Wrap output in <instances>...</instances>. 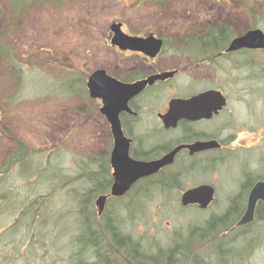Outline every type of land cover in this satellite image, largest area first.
Here are the masks:
<instances>
[{
    "label": "rangeland",
    "instance_id": "obj_1",
    "mask_svg": "<svg viewBox=\"0 0 264 264\" xmlns=\"http://www.w3.org/2000/svg\"><path fill=\"white\" fill-rule=\"evenodd\" d=\"M187 1L33 0L13 13L9 0H0V53H3L0 55V167L5 166L17 142L25 145L29 158L21 169L12 168L9 177L0 174V264H72L70 258H76L73 264H94L93 253L100 256L104 251L91 249L77 256L76 241L83 221L79 211L84 205L88 215L94 214V219L86 218L90 231L109 220L119 236L140 248L143 255L158 259L163 254L159 256L163 258L158 259L159 264H167V254L174 248L170 264H264V221H255L246 232L234 231L224 238L219 227L213 228L212 233L204 231L210 216L225 213L229 207L226 198L245 176L260 174L253 167L261 164L255 158L261 155L264 144L261 141L264 76L261 78V74H254L255 79L246 83L249 95L241 92L240 83L235 93L229 95L233 125L223 135L235 131L237 141L231 148L237 150L236 145L241 144L242 150L233 160L224 161L215 175L204 174L205 183H213L220 196L207 211L181 209L178 201L184 185L180 190L172 189L165 181L161 184L164 188L152 186L155 183L145 189L137 190L136 186L121 201L108 202L100 218L94 206L98 194L86 204L78 201L90 188V182L87 183L93 176L87 165L90 153L103 152L104 146L101 125L91 118L86 124L77 116L80 109L88 107L80 81H85L89 74H73L72 70L78 66L88 73L106 67L107 58L114 61L113 52H107L108 26L114 22L123 24L125 32L133 36L166 37L170 29L181 36L186 26ZM192 1L189 6L193 23L206 1ZM245 1L233 0L229 5L238 10L232 13L224 8L227 6L218 4L215 15L223 18L230 14L229 19L239 32L250 23L242 9ZM262 3L264 0L252 4L260 18ZM257 22L264 32V21ZM1 56L10 58L13 67ZM154 65L156 69L166 70L180 66L181 62L163 50ZM263 70L264 52L255 58L251 71ZM115 75L126 78L124 74ZM237 76L240 79L246 75ZM176 86L182 87V81ZM161 102L162 98L158 105ZM144 119L149 122L153 117L144 115ZM97 131L99 137L94 136ZM255 144L258 146L250 149ZM245 147L248 149L242 152ZM246 155L252 156L248 162ZM92 179L100 180L96 176ZM40 199H44L43 204ZM19 219L20 223L15 225ZM227 248H232L234 253L223 254L220 260L218 253ZM106 250L108 258L114 260V250Z\"/></svg>",
    "mask_w": 264,
    "mask_h": 264
},
{
    "label": "flooded vegetation",
    "instance_id": "obj_2",
    "mask_svg": "<svg viewBox=\"0 0 264 264\" xmlns=\"http://www.w3.org/2000/svg\"><path fill=\"white\" fill-rule=\"evenodd\" d=\"M205 1L206 6L193 23L192 7L189 6L193 1H187L184 12L186 26H183L181 36H179L178 32H175L176 30L171 29L167 31L166 37H161L158 34L133 36L125 32L123 24L119 22L111 23L108 26L109 45L107 52H113L114 61L112 62L107 58L106 67H97L88 73L87 70L86 72L79 70L78 66L72 70L73 74H89L88 77L95 71H103L107 76L121 83H145L142 91L128 102V112L122 111L118 114L123 137L129 141L128 157L130 159L137 162L158 161L175 149L181 148L174 154L168 166L151 177L137 181L123 197H107L105 206L108 202L121 201L136 186L137 190L145 189L151 187L154 183L152 186L163 185L164 181V184L171 186L172 189L180 190V187L184 185L178 201L180 208L183 210L194 208L198 212H205L218 202L220 198L217 187L213 183H205L204 174L211 173L215 175L221 166L224 165V161L235 158L238 151L242 150L241 144L236 145L237 150L231 148V145L237 141V133L235 131L223 135V133L232 130L229 127L233 125L232 118L234 113L230 109L229 95L235 93V87H237L238 83L243 87L241 92L249 95L250 89L245 88L248 85L246 83L255 79L254 74H261V78L264 76V70L257 73L251 71L255 58L258 59L261 56L264 52V47L259 48L257 46L258 42H252L251 47H243L236 50H230V47L236 39L253 31H260L264 42V32L259 28V22H257L258 20L264 21V4L262 3L260 8L262 16L260 18L258 12H254L252 6L257 0H246L244 2L242 9L250 23H247L241 31L237 32L229 19L230 14L226 13V17L223 18L215 15L218 10V4L227 6L224 8H228L227 11L229 13L238 10L237 7H230L229 4H232L233 0ZM113 24H120V31L129 37L140 39L153 37L158 39L161 41L159 54L155 58L150 59L142 53L121 51L116 46H112L111 40L114 33L111 27ZM163 50L167 52L170 58L179 60L181 65L166 70L156 69L154 63ZM85 65L86 62L83 66ZM164 72H173V74L164 79L150 82L151 78ZM222 72H225V74ZM119 73L124 74L126 78L116 77L115 74ZM240 73H244L246 76L238 79L237 75ZM222 74L225 76L224 81L221 78ZM88 77L85 81H80L88 101V107L80 109V113L77 116L85 120L86 124L89 122L88 118H91L94 123L101 125L103 152L90 153L87 165L90 166V174L104 176L100 180H96L97 184L102 185L105 189V193L98 195V197L108 196L112 185L110 154L113 148V139L108 119L102 112L101 101L92 99L89 96L86 88ZM179 81H182V87L176 86ZM203 95L206 96L201 102L188 105L186 110L187 118L179 119L174 126L165 127L161 117L168 113L171 102L176 100L190 102ZM161 98L162 102L158 105ZM220 102L223 105H220ZM144 115L152 116L153 119L148 122L144 119ZM138 130H140V134H138ZM159 135L164 138L162 140L159 139ZM94 136L99 137L98 131ZM156 138L160 141L158 142ZM263 140L264 137H262L261 141ZM199 144H209V146L201 149L202 147ZM256 146L258 145L255 144L250 149H254ZM246 149L248 147H245L242 152H246ZM261 151V155L255 158L261 164L253 168L258 171L256 173H260L259 175H264V144ZM247 152L253 153V150H248ZM246 156L248 158L243 157H245L247 162L252 159L251 155ZM247 175L239 187H236L234 192L226 198L225 203L229 207L225 213L221 216L212 215L208 220L218 219L221 221L224 219V222L228 223L227 229L219 232L223 234L222 237L232 232L234 233V231L244 233L255 221H264V204L257 202L253 222L244 226H237L244 214L251 190L256 183H264V177L262 176H253L250 173ZM195 177H198L199 180H196ZM101 181L104 184H101ZM200 186H209L213 191L211 201L207 207L200 209L197 204L182 207L180 205L181 196L185 192ZM174 250L175 248L171 249L170 253L174 252ZM243 250L245 249L243 248ZM233 251L232 248H227V250L218 254L219 257L228 256L233 254Z\"/></svg>",
    "mask_w": 264,
    "mask_h": 264
},
{
    "label": "water",
    "instance_id": "obj_3",
    "mask_svg": "<svg viewBox=\"0 0 264 264\" xmlns=\"http://www.w3.org/2000/svg\"><path fill=\"white\" fill-rule=\"evenodd\" d=\"M114 36L111 45L116 46L121 51L139 52L144 56L153 59L161 49V41L153 37L140 39L129 37L120 31V24H113L111 27ZM252 42H258V47H264L263 35L260 31L247 33L245 36L236 39L230 50L251 47ZM150 79L153 82L157 79H164L171 76L173 72L160 73ZM145 83H121L107 76L103 71H95L86 82V88L92 99H98L102 103V112L108 119L111 136L113 139V148L110 154V166L112 169V185L108 196H99L94 202L96 214L100 217L104 211L107 197L121 198L128 193L131 187L139 180L151 177L161 169L168 166L174 154L181 148L175 149L169 155L158 161L137 162L128 157L129 141L123 137L120 129L118 114L122 111L128 112V102L137 96L144 88ZM206 95L193 99L190 102L173 101L169 105L168 113L161 117L165 127L174 126L182 118H187L186 110L188 105L201 102ZM223 102V99H222ZM220 102V105H223ZM218 104V105H219ZM201 149L209 144L200 145ZM212 189L209 186H200L193 190L185 192L180 199V205L187 207L197 204L200 209H205L212 198ZM257 202L264 204V183L258 182L251 190L248 202L243 216L237 223V226H244L253 222L255 205Z\"/></svg>",
    "mask_w": 264,
    "mask_h": 264
},
{
    "label": "trees",
    "instance_id": "obj_4",
    "mask_svg": "<svg viewBox=\"0 0 264 264\" xmlns=\"http://www.w3.org/2000/svg\"><path fill=\"white\" fill-rule=\"evenodd\" d=\"M32 1L33 0H9L10 11L16 13L20 8H24L30 5ZM0 55H3V53L1 52ZM1 57H3L9 63L10 67H13L10 58H6L7 56H1ZM28 160L29 158H28L27 148L21 142H17V147L11 151L5 166L2 168L0 167V174L9 177V172L12 170V168H14L15 166H19V168L21 169L22 165H24V163L27 162ZM35 176L37 177V175ZM93 176L91 177V179L88 178L89 181H87V183L90 182V188L85 190L81 198L78 199V201L81 204H86V202L96 194L100 195L105 193L104 187L102 185L100 186L99 184H97L96 180L93 181L92 179ZM96 177L103 178L104 176L96 175ZM102 182L103 181H101L100 183L104 184V182L103 183ZM159 186L160 188H164L162 187V185ZM40 200H42V204H43L44 199H40ZM84 206L86 207V205ZM85 207L79 211L80 218H83V221L81 226V232L77 237V241H76L77 242L76 245L78 247L77 256L80 255V253L81 255H83V253L85 255L91 249H95L94 251H99V250L104 251V255L99 256L96 253H93L95 259L94 264H159L158 259L161 260L163 259L160 258L163 254L159 255L160 257L157 256L158 259H154L153 257L143 255L140 252L142 251L140 250V248L135 246L127 238H122L119 236L115 228L110 224L109 220H104V222H102V226H100L99 228L97 227L95 231L94 230L90 231L91 228L89 229L88 227H86V222L87 219L88 220L94 219V214H92L91 212L88 215ZM23 215L24 213L21 214V216ZM19 221L20 219L15 222V225H18L20 223ZM205 226L206 228L204 231L206 232L212 233L213 228L217 229V227H219V232L220 231L223 232L227 229L228 223L224 222V219H222L221 221L218 219H214L212 221H208ZM11 228L13 229V226H11ZM107 240H108V244L106 245L104 243H106ZM106 248L114 250V252H112L115 258L114 260H110L108 258V253ZM115 255L118 256L115 257ZM167 255H168L167 264H170L172 258L170 257V253ZM75 259L72 260L70 258V263L72 261L73 264Z\"/></svg>",
    "mask_w": 264,
    "mask_h": 264
}]
</instances>
